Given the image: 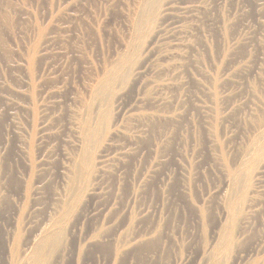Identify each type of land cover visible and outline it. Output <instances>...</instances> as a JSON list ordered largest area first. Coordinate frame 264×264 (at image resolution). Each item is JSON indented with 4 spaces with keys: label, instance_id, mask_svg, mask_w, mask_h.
<instances>
[{
    "label": "rangeland",
    "instance_id": "obj_1",
    "mask_svg": "<svg viewBox=\"0 0 264 264\" xmlns=\"http://www.w3.org/2000/svg\"><path fill=\"white\" fill-rule=\"evenodd\" d=\"M263 171L264 0H0V264H264Z\"/></svg>",
    "mask_w": 264,
    "mask_h": 264
},
{
    "label": "bare ground",
    "instance_id": "obj_2",
    "mask_svg": "<svg viewBox=\"0 0 264 264\" xmlns=\"http://www.w3.org/2000/svg\"><path fill=\"white\" fill-rule=\"evenodd\" d=\"M150 4V3H149ZM149 7V6H148ZM147 9V8H146ZM161 14V13H160ZM139 20H140V18H139ZM136 21H138V20H136ZM139 23V22H138ZM132 24H133V22H132ZM131 65V64H130ZM138 66V65H137ZM136 71V70H135ZM125 72V71H124ZM145 73V72H144ZM125 74V73H124ZM131 74V73H130ZM132 75V74H131ZM124 76V75H123ZM128 77V76H127ZM126 78V77H125ZM122 80V79H121ZM117 81V80H116ZM120 82V81H119ZM101 90V89H100ZM98 93V92H97ZM99 95V94H98ZM96 96H97V94H96ZM85 114V113H84ZM90 122V121H89ZM85 125H87V124H85ZM98 131V130H97ZM118 132V131H117ZM93 139V138H92ZM79 170V169H78ZM230 171V170H229ZM79 172V171H78ZM232 172V171H231ZM264 172V171H263ZM229 174H230V172H229ZM236 178V177H235ZM228 182V181H227ZM235 182V181H234ZM229 184V183H228ZM227 184V185H228ZM236 184V183H235ZM230 185V184H229ZM228 185V186H229ZM240 185V184H239ZM241 186V185H240ZM71 190H72V188H70ZM236 189V188H235ZM68 196V195H67ZM248 204V203H247ZM252 205V204H251ZM236 209V208H235ZM236 211V210H235ZM245 217H247V216H245ZM54 219H55V217H54ZM51 222H53V221H51ZM46 226V225H45ZM48 234V233H47ZM53 234V233H52ZM49 235V234H48ZM45 236H46V234H45ZM52 237L51 238H49V239H47V241H46V246H45V248L47 247V250L48 249H56V248H58V246H59V243H60V241H61V237L62 236H60V234H58V233H56L55 235H51ZM42 237V236H41ZM39 239V238H38ZM35 240H37V239H35ZM46 240V239H45ZM45 240H44V242H45ZM40 241H42V240H40ZM33 242V241H32ZM35 243H37L36 241H34ZM62 242V241H61ZM34 244V243H33ZM38 244V243H37ZM36 244V245H37ZM32 245V244H31ZM32 247V246H31ZM41 247H43V246H41ZM40 248V247H39ZM44 248V247H43ZM44 250V249H43ZM42 249H41V251H40V253H39V256H38V259H40V261L43 259V257H44V255H45V253H44V251H43ZM55 252V251H54ZM56 253V252H55ZM32 260H33V258H32ZM38 261V260H37ZM43 262V261H42ZM37 263H39V261L37 262ZM47 264H48V262H47Z\"/></svg>",
    "mask_w": 264,
    "mask_h": 264
}]
</instances>
